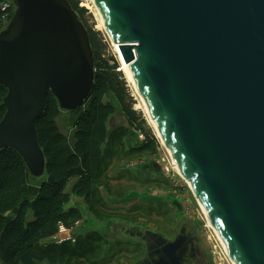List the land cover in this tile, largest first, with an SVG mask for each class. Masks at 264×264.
Segmentation results:
<instances>
[{"label": "water", "instance_id": "water-1", "mask_svg": "<svg viewBox=\"0 0 264 264\" xmlns=\"http://www.w3.org/2000/svg\"><path fill=\"white\" fill-rule=\"evenodd\" d=\"M147 113L233 264H264V0H93ZM0 31V152L41 179L36 121L88 100L94 60L67 0H13ZM136 230V229H134ZM147 244L138 264H183L191 238Z\"/></svg>", "mask_w": 264, "mask_h": 264}, {"label": "trees", "instance_id": "trees-1", "mask_svg": "<svg viewBox=\"0 0 264 264\" xmlns=\"http://www.w3.org/2000/svg\"><path fill=\"white\" fill-rule=\"evenodd\" d=\"M80 21L85 10L76 0H67ZM85 26L94 60V85L88 100L82 107L70 113L74 117L75 144L70 147L58 132L56 118L60 113L57 101L48 93L44 112L36 121L38 144L45 157V174L34 179L23 159L13 150L0 152V263L1 264H83L96 257L100 238L87 234L74 243L43 244L56 235L58 226L67 228L80 219L75 208H67L70 197L66 188L75 179L72 195L97 206L100 185L107 181L109 166L115 156L117 144L121 145L125 133L113 134L103 155L101 144L106 143L105 124L113 113L109 104L102 102L101 92L115 97L129 127H136L145 136L147 144H154V137L136 113L128 108L124 99V87L117 82L120 74L102 59L97 50L98 42ZM7 90L0 85V122L6 107ZM140 120V121H139ZM150 145H141L135 154L146 152ZM34 186V187H33ZM29 190H35L29 197ZM31 214L30 218L29 215Z\"/></svg>", "mask_w": 264, "mask_h": 264}, {"label": "rangeland", "instance_id": "rangeland-1", "mask_svg": "<svg viewBox=\"0 0 264 264\" xmlns=\"http://www.w3.org/2000/svg\"><path fill=\"white\" fill-rule=\"evenodd\" d=\"M76 1L86 11L82 21L93 36L96 35L97 50H101L102 59L108 66L115 65V72L120 74L117 82L124 87L126 106L144 122L154 137V144H147L138 128L129 127L115 97L103 90L102 102L111 105L113 113L108 116L105 124L107 137L106 143L99 147L100 155L105 153L108 140L113 134L124 131L125 136L121 145L116 146L107 181L98 189L100 204L92 207L83 199H75V209L81 216L72 227H65L68 230L66 236H70L74 242L87 234H94L101 239L96 257L83 264H138L144 261L147 255L146 244L134 231L155 232L167 241H173L183 231L191 238L186 251V264H232L208 226L207 218L192 190L174 167L172 157L124 69L115 45L106 33L93 0ZM15 9L13 3L14 12ZM10 21L1 27V31L8 27ZM70 116V113L60 110L56 127L72 147L74 136ZM141 145L150 147L146 152L135 154V149ZM34 192L35 190H29V197ZM56 237L58 239H52L54 244L61 239L60 236Z\"/></svg>", "mask_w": 264, "mask_h": 264}, {"label": "built area", "instance_id": "built-area-1", "mask_svg": "<svg viewBox=\"0 0 264 264\" xmlns=\"http://www.w3.org/2000/svg\"><path fill=\"white\" fill-rule=\"evenodd\" d=\"M14 15L13 11V1L11 0H2L0 2V31L1 27L4 26L9 20L12 19ZM68 230L65 228L64 225H59L56 235L54 236V239H58L56 236H60L61 239L59 241H56V244H62L64 242L72 241L70 236H66ZM64 235V236H63ZM225 255V254H224Z\"/></svg>", "mask_w": 264, "mask_h": 264}, {"label": "bare ground", "instance_id": "bare-ground-1", "mask_svg": "<svg viewBox=\"0 0 264 264\" xmlns=\"http://www.w3.org/2000/svg\"><path fill=\"white\" fill-rule=\"evenodd\" d=\"M99 13V12H98ZM99 16H100V14H99ZM100 18H101V16H100ZM101 20L103 21V19L101 18ZM103 24H104V28H105V30H106V27H105V23H104V21H103ZM115 45V48H116V50H117V52H118V54H119V56H120V59H121V61H122V63H123V67H124V69L125 70H127V73H128V75H129V77H130V79H131V81H132V83H133V80H132V77H131V74H130V71H129V66L127 65V64H125L124 63V61H123V59H122V56H121V54H120V52H119V48H118V45H116V44H114ZM133 85H134V83H133ZM134 87H135V85H134ZM135 89L137 90V88L135 87ZM137 92H138V90H137ZM139 93V92H138ZM141 99V98H140ZM141 101H142V103H143V105H144V108L146 109V107H145V104H144V102H143V100L141 99ZM147 111V110H146ZM150 117V116H149ZM151 119V118H150ZM151 121H152V119H151ZM152 123H153V125H154V127H155V129H156V131H157V133H158V135H159V130H158V128H157V126L155 125V123L152 121ZM159 137H160V135H159ZM161 139V138H160ZM164 144V143H163ZM168 150V149H167ZM169 152V151H168ZM169 154H170V152H169ZM171 156V155H170ZM173 161V160H172ZM173 165H174V167L177 169V167H176V165L174 164V162H173ZM178 170V169H177ZM178 172H179V170H178ZM180 174V173H179ZM181 175V174H180ZM182 177V176H181ZM183 179V178H182ZM185 180V179H184ZM185 182L190 186V183H189V181H186L185 180ZM200 206V205H199ZM201 208V207H200ZM202 209V208H201ZM202 211H203V209H202ZM203 213H204V211H203ZM204 215H205V213H204ZM205 217H206V215H205ZM207 218V217H206ZM207 221H208V219H207ZM208 223V226L212 229V231L214 232V234L216 235V237H217V239L219 240V242H220V244L222 245V247H223V249H224V251H225V253H226V255L227 256H229L228 255V253H227V251H226V249L224 248V246H223V244L221 243V241H220V239H219V237H218V235L215 233V231L213 230V228L211 227V225H210V223H209V221L207 222ZM224 253V254H225ZM226 256V257H227ZM229 258V257H228ZM231 263H232V261H231ZM233 264V263H232Z\"/></svg>", "mask_w": 264, "mask_h": 264}, {"label": "crops", "instance_id": "crops-1", "mask_svg": "<svg viewBox=\"0 0 264 264\" xmlns=\"http://www.w3.org/2000/svg\"><path fill=\"white\" fill-rule=\"evenodd\" d=\"M70 118H71V120H72V124H71V126H72V130H73V121H74V117H72V116H70ZM73 136H74V130H73ZM71 143V142H70ZM74 144H75V139L73 140V142L71 143V146L73 147L74 146ZM74 183H75V179L74 180H71L70 182H69V184H68V186H67V188H66V192L68 193V195H69V197H70V201H69V203H68V205H67V208H75V199H81V198H77V197H75L74 195H72V187H73V185H74ZM30 216H31V214L29 215V218H30ZM54 238V236L52 237V238H50V239H48V240H45V241H43V244L45 243V245L46 244H54L53 242L54 241H52V239ZM45 263H47V262H41V263H37V264H45Z\"/></svg>", "mask_w": 264, "mask_h": 264}, {"label": "flooded vegetation", "instance_id": "flooded-vegetation-1", "mask_svg": "<svg viewBox=\"0 0 264 264\" xmlns=\"http://www.w3.org/2000/svg\"><path fill=\"white\" fill-rule=\"evenodd\" d=\"M134 232H135L136 235L139 236V232H138V231H134ZM140 238H141V237H140ZM141 241H142V240H141ZM143 243L146 244L145 242H143ZM190 244H191V241L189 242L188 247L190 246ZM146 247H147V244H146ZM193 253L195 254V249H194V248H193ZM194 254H192V256H195ZM185 261H186V257H185V259H184L183 264H186Z\"/></svg>", "mask_w": 264, "mask_h": 264}]
</instances>
